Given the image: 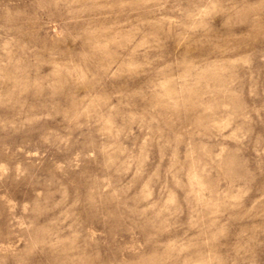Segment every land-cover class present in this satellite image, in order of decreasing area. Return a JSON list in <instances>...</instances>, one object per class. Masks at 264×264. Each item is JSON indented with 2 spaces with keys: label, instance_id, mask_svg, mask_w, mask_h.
I'll list each match as a JSON object with an SVG mask.
<instances>
[{
  "label": "rangeland",
  "instance_id": "1",
  "mask_svg": "<svg viewBox=\"0 0 264 264\" xmlns=\"http://www.w3.org/2000/svg\"><path fill=\"white\" fill-rule=\"evenodd\" d=\"M0 264H264V0H0Z\"/></svg>",
  "mask_w": 264,
  "mask_h": 264
}]
</instances>
